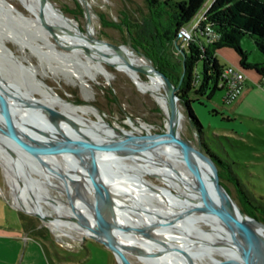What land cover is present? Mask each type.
<instances>
[{
  "label": "rangeland",
  "instance_id": "obj_1",
  "mask_svg": "<svg viewBox=\"0 0 264 264\" xmlns=\"http://www.w3.org/2000/svg\"><path fill=\"white\" fill-rule=\"evenodd\" d=\"M9 1L20 11L24 12L18 2L15 0ZM49 1L66 17L78 21L80 29L84 33L88 34L92 32L89 38L93 37L97 40L104 41L112 47H121L124 53H134L146 59L151 64L140 46V44L144 43L145 32L150 31V27H152L148 5L145 0ZM212 1L207 0L203 4L197 12L195 19L210 6ZM24 13L27 14L26 12ZM9 16L11 17L8 19L9 22L2 21L1 17L4 18V14L0 11V47H2L0 48L1 77L13 80L15 86L19 89H22V83H27L30 88V94L36 98H43L40 93L41 87L38 85L43 84L52 90L55 95L74 106L94 107L99 115L113 127L133 130L130 123H134L138 127L141 123H144L151 127L152 136H160L166 132V116L160 106L149 94L141 93L125 74L112 66L106 65V69L111 74L110 78H106L100 74L93 78L90 76V72L95 65L94 58L78 54L76 50L64 46L53 47L54 43L47 40V34L44 29L32 25L28 21L17 19L12 14ZM18 40H21L23 43H20V45L17 44ZM181 41L178 37V46L173 49V55L178 57L180 62L183 63V50L186 49L180 47L182 44ZM241 44L249 47L252 41L248 37H245ZM200 69V63H198L193 70L192 84L195 88L198 85L197 82L195 83V73ZM142 77L145 78L143 74ZM6 86L0 82L1 90L7 91L9 87ZM221 95V91H216L211 99L203 97L201 99L205 105H198L194 102L192 109L203 127L207 144L218 156L231 164L233 173L241 180V189L247 194V200H250L249 202L253 206H256L257 202L264 203V155L261 158L254 157L252 152L246 148L238 152L236 148L238 144L236 142L228 141L223 136H219L218 139L215 137V134H220L219 124L224 121L221 122V116L214 115L210 111L213 110L215 102H220L219 98ZM190 98L194 99L195 96L190 94ZM46 107L50 111L52 107L56 111H61L56 105H51L50 108L48 106ZM179 110L183 114V120L177 123V136L196 150L204 152L200 146L201 138L191 126L184 107L180 103ZM9 113L17 116L11 112ZM62 113L64 114V119L62 120L64 130L66 132H77L76 129L81 127L82 123L75 117V114L72 111H63ZM85 117L89 120H97L94 114H85ZM7 120L10 121V119ZM133 132L138 138L148 135L145 129H140L139 131L133 130ZM45 137L49 141L48 136L45 135ZM157 138L165 137L160 136ZM4 139V134L0 133V142L4 141V146L0 147V153L5 154L9 160L18 166L19 170L17 171L22 175L21 178L25 177H23V174L34 177L30 197L33 196L32 198L39 200L46 207H49L46 203L53 201V209L54 207L56 209H62L71 202L70 198L57 187V183L64 187L66 186L60 178L52 174L50 175V179L56 183H48L39 177L40 174L38 173L42 172L43 167L35 159L31 150L21 145L17 146V149L9 148L5 144L7 143L6 139ZM71 140L84 149L83 142L77 136L72 135ZM136 142V140L126 139L124 144L135 146L134 156L137 158L142 156V150L137 146ZM219 143L224 148H221ZM116 146L118 147V145H112L113 149H107L105 151L106 155L104 157L107 156L105 161L103 159L97 162V166L101 170L110 169L115 177L118 174L117 170H128L123 164L117 166L118 163L113 158L117 152ZM87 147L89 151H93L92 148ZM261 151L264 153V146L261 147ZM155 156L157 155L155 154ZM161 157L163 158L162 160L160 158L155 159L162 165H165L164 160H169V156L162 155ZM141 159L143 160V158ZM130 161L131 159L128 160V162ZM170 162L174 172L186 174L178 161ZM118 167H121V169ZM134 167L135 165L132 168L134 169ZM188 169L192 171L190 166H188ZM129 172L131 174L134 172V175H136L135 171L129 170ZM17 176L19 175L17 174ZM121 176L124 177V175ZM217 177L219 184L227 191L236 207L245 215L261 222L254 218L255 216L258 217V214L254 213L249 204L238 193L235 184L228 180V177H219L218 172ZM27 178L20 180L19 187L26 189ZM125 178L127 179V177ZM145 178L156 185L154 189L148 188V191L156 194L155 191H160L162 190L160 188H163L170 192L171 195L177 196L179 200L185 201L182 193H179L172 185L163 182L155 175H145ZM191 183L194 184L193 182ZM193 190L198 192L196 185H194ZM211 190H208L209 193H213L214 195L213 190ZM127 192L133 197L131 201L137 202H135V205L138 207L135 213L129 211L131 213L130 218L126 213L120 211L125 218L130 220L138 219L137 217H139L140 219L138 220L141 222H150L151 220H157L162 217L160 216L162 213L158 211L164 210L161 206L157 208L149 203L141 204L136 200V190L133 189ZM165 195L167 196V194ZM171 195L168 194L169 197ZM11 197L10 185L4 174V169L0 164V264H118L114 253L105 244L98 241L94 235H83L78 242H74L68 238H57L49 227L47 228L44 225L38 215L15 207L12 204ZM44 197L49 198L50 201ZM198 199H201V197L199 196ZM189 200L191 201H185V205L178 202L176 204L173 201H162V203L170 202L168 207L171 208V215L179 213L185 206H192L194 204L195 210L192 214H197L198 208L204 206L196 198ZM250 213L253 215L251 216ZM164 216H168V214L166 213ZM18 218L20 219L19 224ZM4 223H7L6 227L2 226ZM82 223L88 226L86 221ZM194 224H200L203 231L212 229L210 224L202 220H196L190 225ZM166 244L169 245L170 243L167 242ZM125 245L131 248L133 247L127 244ZM117 250L124 260L132 264H145V261L142 260L139 253L131 249L117 246ZM156 252L163 253L164 251L156 248ZM201 259L206 261L209 260V257L202 255ZM219 259L226 260L222 257H219Z\"/></svg>",
  "mask_w": 264,
  "mask_h": 264
},
{
  "label": "bare ground",
  "instance_id": "obj_2",
  "mask_svg": "<svg viewBox=\"0 0 264 264\" xmlns=\"http://www.w3.org/2000/svg\"><path fill=\"white\" fill-rule=\"evenodd\" d=\"M15 1L18 2L27 14L20 11L9 0H0V11L4 14V18L1 17L2 21L9 22L8 19L11 18L9 15L12 14L17 19L28 21L32 25H36L37 27L44 29L47 34V40L54 43L53 47L64 46L76 50V53L78 54L94 58L95 65L93 70L90 72V76L93 78L99 74L105 76L106 78H110L111 74L106 69V65L112 66L116 70L122 72L134 83L141 93L149 94L160 106L166 116L165 131H167L168 119L170 116V101L162 81L152 70L151 64L146 59L137 56L134 53L126 54L121 50V47H110L107 46L104 41L97 40L93 37L89 38L92 32L88 34L84 33L80 29L78 21L66 17L49 0H43V2L41 0ZM84 1L86 2L87 0ZM20 43L23 42L18 40L17 44L20 45ZM4 50L9 53L6 49ZM142 74L145 78L142 77ZM0 82L10 88H8L7 91L0 89V95L10 96L8 99H4L3 104L5 105H0V120L3 123L7 122L9 124L14 123L19 125V127H11L7 124L0 125V133L4 134L7 141V143H5L6 146L17 149V146L21 145L26 146L29 150H31L35 159L40 162L43 167L42 172L38 173L40 174L39 177L48 183H56L50 179V175L52 174L60 178L66 186L64 187L57 183V187L71 200V202L64 208L56 209L54 207L53 209L52 205L54 202L50 201L49 198L44 197L50 201L46 203L49 207H46L44 204L40 203L39 200L32 198L33 196L30 197L34 177L28 174H23V177L25 176L24 178L28 177L26 189L19 187L20 180L24 178H21L22 175L19 174V171H17L19 170L18 166H16L13 161L9 160L5 154L0 153V164L4 169V174L10 185L11 198L13 201L12 204L20 210L37 214L44 225H46L47 228L49 227V229L53 232L55 237L68 238L74 242H78L83 235L92 234L96 236L95 231L82 223L85 221L93 222L90 213L83 205L81 197L78 196V193L82 192L83 179L77 166L74 165L73 161H71L67 155L50 149L55 157L60 160L61 166L59 167L47 156H45L37 143L32 141L37 138L22 126L20 127V125L24 124L23 120L20 117L10 114L7 110H9V108L11 110H18L20 114L29 118L30 124H32L38 133L43 137L46 135L45 127L47 126L45 118L37 108L29 105L28 103L16 101L12 99V97L33 100L48 106L49 108L51 105L58 106L61 111H56L53 107L50 109L57 126L65 136H63L64 141L71 149L83 156H87V153L98 151V149L103 147H112V145L123 147V145H126L124 144L126 139H138V136L133 132V130L139 131L140 129H145L148 132L147 136L150 138V141L146 147L141 148L142 156L136 158L134 154H131V150H127V155L125 157H113L118 163L117 166H121L123 164L128 169L127 171H123L121 167H118L121 171L117 170L118 174H115V177L113 175L114 173L110 169H103L102 173L97 176L99 179L106 180L115 186L114 193L116 196V204L119 206L125 204V207L133 213L137 211L136 208L138 206L135 205L136 201H131V198L133 197L127 191L133 189L136 190V200H138L141 204L149 203L157 208L161 206L164 210H158L163 214L160 215L164 216L167 213L169 216L171 215V208L168 207L170 202L162 203V201H173L176 202V204L181 203L185 205L187 201H191L189 199H197L201 196L199 191H196L197 189L193 190L195 184H192L191 182H193L195 178L200 179L198 181V185L208 199L213 201L217 199L213 193L210 194L208 191L211 190V183L204 172H199L195 177V174L188 169L184 159L181 158L180 154L173 145L167 143L164 138L152 139L150 126L141 123L138 127L136 124L130 123L133 130L113 127L108 124L101 115H99L98 111L94 107L74 106L73 104L55 95L52 90L43 84H38L41 87L40 93L43 98H36L34 95L30 94V88L27 83H22V89H19L15 86V82L9 78L0 76ZM63 111H72L75 114V117L82 123V126L76 129L77 132L64 131V124L62 122L64 119V114L62 113ZM89 113L94 114L97 120L87 119L85 114ZM7 119H10V121ZM182 120L183 114L180 112L179 122ZM72 135L77 136V138L83 142L85 146L84 149L81 148L80 145L72 142ZM0 144V147H3L4 141L0 142ZM87 146L92 148L93 151H89ZM155 154L157 156H155ZM162 155L169 156V160H164L165 165H162L155 159L160 158L162 160ZM141 158H143V160ZM130 159L131 161L128 162ZM170 161H178L186 174L174 172ZM134 165L135 167L133 169L132 167ZM129 170L135 171L136 175H134V172L131 174ZM17 174L19 176H17ZM119 174L124 175V177ZM149 174L155 175L163 182L172 185L176 191L184 195L182 197H184L186 202L184 200H179L177 196L171 194L169 197L166 193L168 191L163 188H160L162 189L160 191H155L156 194L152 191H148V188L154 189V187H156V185L152 184L145 178V175ZM125 177H127V179ZM218 193L225 202L235 205L234 201L224 188L219 189ZM165 194H167L168 197ZM166 206L168 209L165 208ZM137 218L140 219L139 217ZM126 222L131 223L130 220H126ZM205 222L210 224L212 229L203 231L200 224L187 226L181 225L178 222L174 223L171 228L164 229L162 227H158L142 235L112 234L108 231H106V235L110 240L109 242L116 250L117 246L127 247L139 253L142 260L145 261V264H240L242 255L234 246L235 243H233V241H235V234L227 216L222 211H212L206 218ZM242 223L246 234H248L249 229L254 231L257 243L264 254L263 229L252 220ZM198 240L201 241L200 244H198ZM167 242L170 244H166ZM125 244L133 247L131 248ZM156 248L161 249L164 252L157 253ZM202 255L209 257V260L203 261L201 259ZM219 257L226 260H220ZM125 262V264H132L127 260H125Z\"/></svg>",
  "mask_w": 264,
  "mask_h": 264
},
{
  "label": "trees",
  "instance_id": "obj_3",
  "mask_svg": "<svg viewBox=\"0 0 264 264\" xmlns=\"http://www.w3.org/2000/svg\"><path fill=\"white\" fill-rule=\"evenodd\" d=\"M145 1L152 23L150 31L145 32L144 43L140 44L145 56L173 85L179 86L176 92L179 103L184 107L191 126L201 138L202 150L215 163L219 177H228V180L235 184L238 193L254 213L258 214V217L254 218L264 224V203L257 202L256 206H253L250 200H247V194L241 189V180L233 173L231 164L218 156L207 144L203 127L192 109L194 102L205 105L201 98L211 99L216 91H220L218 84L224 66L219 64L216 52L222 48L233 50L238 55L242 68L254 69L264 78V62L248 63L249 52L241 46L242 40L248 37L264 57V0H213L194 30L192 41L188 43L186 50H183L186 54L184 63L173 55V49L178 46L179 30L195 18L207 0ZM206 26L218 35L217 42H205ZM198 63L201 66V77L195 88L192 77ZM190 94L195 98H190ZM210 112L217 113L214 109ZM215 137L219 138L217 135ZM219 145L224 148L220 143Z\"/></svg>",
  "mask_w": 264,
  "mask_h": 264
},
{
  "label": "water",
  "instance_id": "obj_4",
  "mask_svg": "<svg viewBox=\"0 0 264 264\" xmlns=\"http://www.w3.org/2000/svg\"><path fill=\"white\" fill-rule=\"evenodd\" d=\"M41 1L43 2V0ZM106 45L110 46L108 44ZM185 58L186 54L183 52V63ZM151 68L162 81L170 101V116L168 119L167 131L160 136H164L165 141L175 147L181 158L184 159L185 163L192 168L195 177L199 172H204L206 177H208V180L211 183V189L213 190L214 195L217 198L214 201L208 199L204 195L203 190L200 189L198 185V181L200 179L195 178L193 182L198 188L199 193L201 194V199L197 198V201L204 204L203 207L198 208L199 210L197 211V214H192V212H194L195 210V205H192L185 206L184 209L179 213H175L170 216L160 215L162 216L161 218L157 220H151L150 222H141L138 219H130L131 223L135 224L127 223L126 220L128 219L125 218L120 211L126 213L128 217H131V213L125 207V204H122L120 206L116 204V196L114 193L115 186H113L110 182L99 179L97 177L103 171L97 166V162L103 159H107L106 157H104V155H106L105 151L107 149H113L112 147L108 146L100 148L98 149V151L87 153V156H83L75 152L65 143L63 138L64 135L57 126L52 112L46 106L39 102L33 100H25L19 97H12V99L16 101L28 103L41 112L47 124L45 128L46 135L48 136L49 141L38 133L33 125L30 124L29 118H27L25 115L20 114L18 110H11L10 108L7 111L19 116L23 120L24 124L20 125V127L22 126L37 138L32 141L39 145L45 156H47L52 162H54L59 167L61 166L60 160L55 157L50 149L67 155L71 159V161H73L74 165L77 166L78 171L83 179L82 192L78 193V196L81 197L83 205L90 213L92 221L94 222L86 223L93 231H95V238H97V240L101 243L105 244L114 253L118 264H125L126 262L119 254V252L109 242L110 240L106 235V231L112 234L118 233L123 235H142L158 227H162L164 229L171 228L173 227L174 223L178 222L181 225L188 226L196 220L205 221L212 211H222L227 216L231 228L235 234V241H233V243H235L234 246L242 255L240 264H264V257L257 243V238L254 231L249 229L248 234H246L242 222L252 220L253 222L257 223L263 229V231L264 224L245 215L236 207V205H231L221 198L218 191L219 189H223V187L218 182L217 167L213 160L204 152L196 150L190 144L183 141L176 134V126L179 122L180 116L179 100L176 93L179 86H173L167 79V77L154 66L151 65ZM9 97L10 96L0 95V105L3 104L4 99H8ZM24 119L27 121H25ZM2 124H7L11 127H19V125H16L14 123H3L0 120V125ZM160 136L153 135L152 139ZM136 141L137 146L141 149L142 147H146V145L150 141V138L148 136L139 137ZM134 147L135 146L129 144L123 147L118 146L116 148L117 152L115 153L114 157H125L127 155V150H131V154H134ZM166 193L171 194L170 192ZM189 213L191 214L189 215ZM200 242L201 241L198 240V244H200Z\"/></svg>",
  "mask_w": 264,
  "mask_h": 264
},
{
  "label": "crops",
  "instance_id": "obj_5",
  "mask_svg": "<svg viewBox=\"0 0 264 264\" xmlns=\"http://www.w3.org/2000/svg\"><path fill=\"white\" fill-rule=\"evenodd\" d=\"M242 48L249 52L247 62L250 64L263 63L264 57L256 50L255 46L249 47L241 44ZM222 59H221V58ZM216 58L221 66H235L242 69L245 75L244 91L241 96L229 105L215 102L213 109L220 115V134L228 141L236 142L237 151L248 149L252 155L261 158L264 153V78L254 69H244L239 64L238 55L231 49L222 48L216 52ZM19 219V218H18ZM20 223V219L18 224ZM7 226V223L2 225Z\"/></svg>",
  "mask_w": 264,
  "mask_h": 264
},
{
  "label": "built area",
  "instance_id": "obj_6",
  "mask_svg": "<svg viewBox=\"0 0 264 264\" xmlns=\"http://www.w3.org/2000/svg\"><path fill=\"white\" fill-rule=\"evenodd\" d=\"M205 11V10H204ZM204 12L200 14L198 18H194L191 23L182 27L179 30L178 37L182 40L181 48L186 49V46L190 41H192V34L194 30L197 28L199 21L202 19ZM205 42L206 43H215L218 41V35L214 33L213 29L209 26L205 28ZM197 84L200 83V72L199 70L195 73ZM245 75L242 69L229 65L224 66L221 72L220 80L218 87L222 92V102L225 105H229L236 101L244 91L245 85ZM198 86V85H197ZM196 86V87H197Z\"/></svg>",
  "mask_w": 264,
  "mask_h": 264
}]
</instances>
